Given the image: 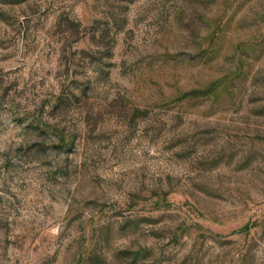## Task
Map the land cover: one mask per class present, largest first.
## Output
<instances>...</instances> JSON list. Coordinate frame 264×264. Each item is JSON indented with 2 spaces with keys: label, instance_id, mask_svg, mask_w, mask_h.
<instances>
[{
  "label": "rangeland",
  "instance_id": "1",
  "mask_svg": "<svg viewBox=\"0 0 264 264\" xmlns=\"http://www.w3.org/2000/svg\"><path fill=\"white\" fill-rule=\"evenodd\" d=\"M0 264H264V0H0Z\"/></svg>",
  "mask_w": 264,
  "mask_h": 264
}]
</instances>
